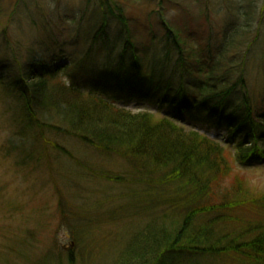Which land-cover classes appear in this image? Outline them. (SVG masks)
<instances>
[{"label":"rangeland","instance_id":"374dc122","mask_svg":"<svg viewBox=\"0 0 264 264\" xmlns=\"http://www.w3.org/2000/svg\"><path fill=\"white\" fill-rule=\"evenodd\" d=\"M124 3L133 39L149 49V56L138 69L128 59L126 70L132 81L119 85L99 76L117 68L118 55L92 50L104 17L98 0H0V264H115L134 233L147 226L145 217H122L115 224L109 220L120 205L130 203L117 179L134 168L133 161L53 128L52 123L60 129L68 126L60 124L62 119L55 114V122H46L47 126L39 114L38 126L29 128L18 97L9 95L3 84L19 77L35 58L62 68L59 79L81 87L86 95L98 94L132 114L172 119L187 132H197L233 152L240 142L250 145V138L231 135L225 126L178 112L172 105L181 88L190 91L196 76L183 78L178 59H166L167 52L175 50L166 44L159 15L177 32L190 34L192 43L195 39L206 44L210 33L221 34L232 21L252 25L254 47L246 77L253 103L263 106L264 0ZM247 13L249 21L243 18ZM121 30L119 21L110 18L108 37L120 36ZM213 44L217 47L216 41ZM237 177L250 196L264 195V163L235 165L231 179ZM77 215L87 218L88 230L81 228L84 223L71 221ZM245 217L249 221L254 215L246 209ZM224 231L216 232L218 238ZM50 253L53 258L46 261ZM224 256L206 254L187 258V263L233 264Z\"/></svg>","mask_w":264,"mask_h":264},{"label":"trees","instance_id":"16d2710c","mask_svg":"<svg viewBox=\"0 0 264 264\" xmlns=\"http://www.w3.org/2000/svg\"><path fill=\"white\" fill-rule=\"evenodd\" d=\"M98 1L104 17L92 50L118 55L117 68L99 76L122 85L132 81L126 70L128 59L138 69L149 49L133 39L126 0ZM159 16L166 44L175 50L168 51L166 59H178L183 78L196 76L190 91L181 88L172 105L178 112L225 126L231 135L250 138V145L240 142L233 152L197 132H187L172 119L132 114L98 94L86 95L81 87L59 79L62 68H53L42 57L3 84L5 91L18 97L29 128L38 126L39 114L46 126L55 122L56 115L60 124L68 126L60 129L52 123L53 128L133 161L134 168L117 179L130 203L120 205L109 220L115 224L122 217H145L147 226L134 233L115 264H188L189 259L206 254L225 255L233 264H264V195L250 196L243 180L231 179L237 164L264 163V103H253L246 77L254 47L252 25L232 21L221 34L210 33L206 44L195 39L192 43L190 34L177 32L163 14ZM110 18L122 27L118 37H108ZM243 18L249 21L250 16ZM219 34L222 41L217 44ZM246 209L254 215L249 221ZM71 217L88 230L87 218ZM68 256L73 258L70 252ZM52 258L50 253L45 260Z\"/></svg>","mask_w":264,"mask_h":264}]
</instances>
